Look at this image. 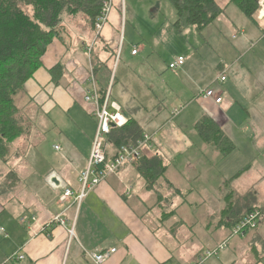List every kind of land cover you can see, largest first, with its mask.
Here are the masks:
<instances>
[{
    "label": "crops",
    "instance_id": "0c3cea01",
    "mask_svg": "<svg viewBox=\"0 0 264 264\" xmlns=\"http://www.w3.org/2000/svg\"><path fill=\"white\" fill-rule=\"evenodd\" d=\"M61 24L62 36L52 41L41 58L40 69L24 86L22 100L25 117L32 122L31 132L27 139L17 142L16 158L5 168H0V174L10 170L16 173L14 180L0 185V227L3 229L0 233V264H5L15 253L23 255L24 260L11 264H95L89 255L109 249L116 251L102 264H194L205 251L215 249L225 240L226 248L204 264H264V223L250 230H258V235L248 230L239 238L228 239L231 228L224 226L221 217L219 221L212 219L209 196L196 185L201 175L197 169L200 162H221L227 157L217 156L219 153L206 146L199 137L200 142L194 137H183L182 133L190 128L194 130L204 115L219 125L235 143L232 154L237 150L242 160L256 155L251 148L264 146V18L255 24L258 34L241 30L244 40L232 51L235 53L231 59L238 55L239 60L235 61L241 63V71H246L242 86L239 87L233 79L235 69L231 66L235 61L228 67L223 63L213 65L215 75H211L205 89L217 90L214 91L221 95V103L215 104L200 96L202 99L198 105L203 115L187 105L177 115V119L183 122L177 131H164L168 124L166 121L162 127L148 132L132 116L139 108L128 103L127 95H124L125 85H121L122 90H115L119 80L112 74L110 102L118 104L128 120L135 121L143 134L154 135L156 152L164 161L174 160L177 168L171 172L167 167L165 180L156 185V190H147L136 166H123L91 190L79 206L71 200L67 210L60 197L65 188L78 193L79 174L86 166L95 134V106L85 102L84 97L90 89L89 51L92 46L95 48L96 36L80 17L70 19L63 15ZM120 30L122 23L109 12L99 38L111 49L120 47L122 53L125 37L120 35ZM116 32L117 46L114 41ZM133 49L137 50L134 46L131 51ZM137 55L138 51L131 54L132 57ZM191 57L188 56L182 66L172 70L175 78L170 80L173 85L169 86L174 87L175 79L178 83L174 91L167 85L175 94L173 100L187 101L198 86L193 77L196 62ZM112 60L113 63L108 59L103 61L101 73L104 76L114 72L116 63L114 58ZM57 64L63 67L64 76L60 85L54 86L48 71ZM253 68L258 69L255 80L251 78ZM222 74L226 79L220 83L218 77ZM134 92L136 96L132 97L137 99V92ZM136 102L148 111L147 105ZM238 110L243 117L234 124L229 115H240ZM246 117L252 121L243 127ZM48 136L53 142L50 144L53 163L44 146ZM199 143L207 148H202ZM108 144L109 159L117 148L110 142ZM39 161L44 162L45 168L36 170ZM168 174L178 176L173 179ZM166 182L179 192L168 188ZM233 198L232 194L231 203L234 200L245 202L244 198ZM255 207L264 211V207ZM224 209L220 210V216ZM58 215L65 224L53 226L48 234L42 232L44 226ZM21 218L24 222L20 221ZM70 229L73 231L72 239L68 236Z\"/></svg>",
    "mask_w": 264,
    "mask_h": 264
},
{
    "label": "rangeland",
    "instance_id": "374dc122",
    "mask_svg": "<svg viewBox=\"0 0 264 264\" xmlns=\"http://www.w3.org/2000/svg\"><path fill=\"white\" fill-rule=\"evenodd\" d=\"M256 2L259 5V0H256ZM217 3L223 8L224 12L214 24L204 28L200 33L193 27H186L182 33H178L172 27L176 20V14L168 0H111V15L114 14L118 22L122 23L120 35L122 34L125 37L122 53L120 50L117 61V56L114 58L116 65L112 74L113 77L119 80L115 90L118 91L119 88L122 90L121 85H125L124 87L127 90L125 89L124 95H127L128 103L132 106L135 104L139 108L132 116L145 129H148V132L162 127L166 121H168V124L164 131L170 130L173 132L180 129L182 121L177 119V115H180L183 112L181 110L184 107L186 108L187 105H191V109H198L203 115L198 103L201 102V94L205 90L211 89H205V86L209 85L210 77L215 75L213 65L223 63L228 67L237 59L238 55L232 59L231 56L235 53H232L235 50L234 46L244 40L242 29L258 34L257 25L248 20L235 5H228L227 0H217ZM226 3L227 6H225ZM255 16L256 20L259 21L258 11ZM60 35L62 36V33ZM91 36H94L92 32ZM114 41L117 46V32ZM133 46L138 51L136 57L131 56ZM118 48L111 49L102 40H99L95 45L94 53L100 61L103 62L108 59V61L111 60L113 63L112 56L113 54L117 55ZM179 56L183 60H187L188 56H192L191 58L196 62L193 77L198 86L193 90V97L187 101L184 99L173 100L172 98L175 95L172 91L178 86L177 79H175L176 84H174L173 88L169 86L173 85L170 80L175 78L173 77L174 71L168 69L169 64L174 62ZM240 61L243 62V59L241 58ZM236 63L235 61L231 66L235 69L233 79L241 87L246 71H241L240 62L237 63L238 65ZM208 71L210 72L208 73ZM251 73V78L255 80L258 69L253 68ZM200 83L201 86H199ZM167 85L172 91L169 90ZM202 89L204 90L201 91ZM134 91L137 92V99L132 97L136 96ZM136 101L144 106L147 105L148 111H145ZM175 111H178V113L176 112V114ZM238 112L240 115L238 113L229 115V118L234 119V124H237L243 117L239 110ZM174 113L176 114L175 116ZM251 121L252 118L246 117L245 121L243 120V127L249 126ZM182 133L184 134L183 137L187 136L191 139L194 137L200 142L193 128L184 130ZM262 141L264 142V138H262ZM45 142L43 143H45L46 155L50 157L53 163L55 160L52 158L54 155L52 149H50V144H53L51 136H48ZM199 144L202 148H207L202 143ZM251 150L256 151V155L251 156L248 160H242V156L236 150L229 157L221 160V162L199 163L197 169L201 175L196 181V185L203 193L209 196L210 213L213 220H220V210L226 206L224 197L230 193L234 195L233 199L244 198L245 203H248L247 199L252 197L249 202L255 203L256 206L264 207V146H256V149L251 148ZM59 154L62 153L60 152ZM217 156L221 155L217 154ZM164 162L171 172L177 168V163L174 160L165 159ZM44 168L45 164L42 161H39V165L35 166L36 170ZM242 169L245 171L234 179L233 177L236 173ZM6 176L7 174H0V185L7 182ZM168 176L174 179L178 174H168ZM236 204L239 203L236 202ZM219 205H221V208H219ZM262 220L264 218H261L258 224L262 225L264 223ZM253 234L258 235L259 231L255 230ZM235 238H239V236Z\"/></svg>",
    "mask_w": 264,
    "mask_h": 264
},
{
    "label": "trees",
    "instance_id": "16d2710c",
    "mask_svg": "<svg viewBox=\"0 0 264 264\" xmlns=\"http://www.w3.org/2000/svg\"><path fill=\"white\" fill-rule=\"evenodd\" d=\"M108 0H0V168H5L15 158L18 141L27 139L32 129V122L25 117V104L22 100L25 84L32 79L41 67V58L53 39L59 38L63 31L62 16L70 19L80 17L86 26L95 33V24L104 3ZM175 10L176 20L172 27L178 33L184 28L193 27L198 33L213 24L224 12L217 0H168ZM228 5H235L252 23L256 24V12L259 7L256 0H227ZM95 37V45L100 40ZM113 54L112 58H115ZM91 73L95 81L100 103L103 102L112 72L104 76L105 62L99 60L93 46L89 51ZM51 83L59 86L64 76L60 64L49 71ZM115 80V79H114ZM113 80V82H114ZM26 100V98H24ZM200 140L211 147L222 158L228 157L234 150V143L225 135L219 125L211 118L203 116L194 126ZM143 132L137 123L129 120L120 129H113L108 141L115 147L133 144L142 138ZM136 164L139 176L145 181V189L156 190V185L165 180L167 170L162 157L157 152L145 154ZM245 170L239 171L237 178ZM7 181L15 179L16 173L10 170ZM167 186L172 191V186ZM160 197V193L156 191ZM175 194V192H173ZM232 194L225 197L226 208L221 212L222 223L228 228L238 224L246 215L258 210L261 218L264 211L248 203L235 200ZM239 203V204H236ZM253 230V229H252ZM250 231V230H249Z\"/></svg>",
    "mask_w": 264,
    "mask_h": 264
},
{
    "label": "built area",
    "instance_id": "2783aa9c",
    "mask_svg": "<svg viewBox=\"0 0 264 264\" xmlns=\"http://www.w3.org/2000/svg\"><path fill=\"white\" fill-rule=\"evenodd\" d=\"M260 9L258 10V19L264 18V0H259ZM111 8V0H108L104 3L103 10L100 16L97 19L95 24V34H99L107 22V17L109 15ZM120 52V47L118 48L116 61L118 54ZM137 51L132 50L131 54L135 55ZM184 63L183 58L179 57L169 64L170 70H176L178 67L182 66ZM225 76L219 75L218 81L223 83L225 81ZM90 89L87 90L84 97L85 102L92 103L95 106L93 117L95 120V134L91 141L90 153L84 170L79 174V184L80 189L77 194H74L70 189L65 188L62 196L60 197V202L66 204V209L70 208V201L79 206L81 202L86 198L87 194L96 188L100 183H102L109 175L115 174L119 168L123 166H136L139 159L142 156L144 151L155 150L154 144V135L152 134H143L142 138L136 141L133 144L126 146H121L111 158L108 159V137L111 134L113 129L123 128L128 124V117L124 114L118 104L110 102V85L107 88L105 98L102 103H100L99 95L97 93L95 81L93 79L92 73L89 77ZM201 97L204 100H211L215 104H220L222 101L221 95L217 94L212 89L205 90ZM178 111H175V113ZM174 113V115H176ZM58 150V147H55ZM153 152H156L153 151ZM261 219L260 213L258 210H254L250 214L246 215L238 224L233 226L230 230V235L228 239L236 236H243L244 233L248 230H254ZM34 220V218H32ZM20 221H23L21 218ZM65 224L64 219L58 215L55 217L52 222H49L44 226L42 232L48 234L53 226ZM3 232V229L0 227V233ZM48 236V235H47ZM69 239L73 238V231L70 229L68 231ZM227 240L220 243L215 249L207 250L202 256L197 259L196 264H204L209 258L216 256L217 253L226 247ZM115 249H109L98 254H90L89 257L95 264H102L107 260L110 255L115 253ZM24 260V256L19 253H15L9 258L5 264H11L12 262H21Z\"/></svg>",
    "mask_w": 264,
    "mask_h": 264
},
{
    "label": "water",
    "instance_id": "95a60500",
    "mask_svg": "<svg viewBox=\"0 0 264 264\" xmlns=\"http://www.w3.org/2000/svg\"><path fill=\"white\" fill-rule=\"evenodd\" d=\"M52 182H54V180H52Z\"/></svg>",
    "mask_w": 264,
    "mask_h": 264
}]
</instances>
